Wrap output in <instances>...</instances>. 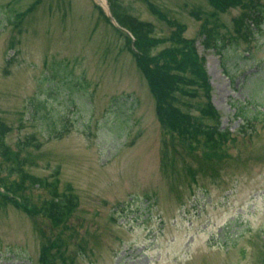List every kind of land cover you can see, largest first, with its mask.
I'll return each instance as SVG.
<instances>
[{
	"label": "rangeland",
	"instance_id": "1",
	"mask_svg": "<svg viewBox=\"0 0 264 264\" xmlns=\"http://www.w3.org/2000/svg\"><path fill=\"white\" fill-rule=\"evenodd\" d=\"M114 2L196 44L221 127L160 125L108 0H0V264H264V0L247 38L220 13L223 68L207 0Z\"/></svg>",
	"mask_w": 264,
	"mask_h": 264
},
{
	"label": "trees",
	"instance_id": "2",
	"mask_svg": "<svg viewBox=\"0 0 264 264\" xmlns=\"http://www.w3.org/2000/svg\"><path fill=\"white\" fill-rule=\"evenodd\" d=\"M213 7L208 19L202 25V44L205 48L218 47L222 36H219L217 23L218 13L240 7L246 9L244 16L254 22L260 21L256 13H260L258 0H207ZM112 11L122 27H125L134 38L127 37L128 51L132 54L135 63L143 74L151 96L156 106V117L162 127L175 134L182 141L193 142L198 135L215 136L214 127H219L220 114L211 103V85L208 82L204 61L198 56L192 40H186L182 29L178 28L167 38L155 37L151 23L142 22L136 18L122 15L115 7ZM116 5V6H115ZM115 6V7H114ZM159 17L164 19V15ZM242 16L236 21V26L242 24ZM247 26V25H246ZM248 28V26H247ZM251 31L250 29L248 30ZM169 42L168 46L153 52L159 44ZM202 103H199V100ZM197 110L194 114L192 110ZM243 120L248 119V114L240 113ZM63 126L57 133L50 134V138L57 137L59 132H65ZM217 142L226 137L225 133L216 132ZM5 147L0 140V148Z\"/></svg>",
	"mask_w": 264,
	"mask_h": 264
}]
</instances>
